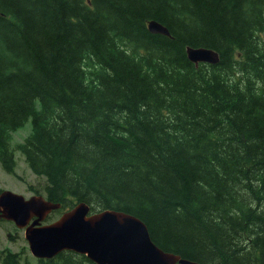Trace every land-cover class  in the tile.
Returning <instances> with one entry per match:
<instances>
[{"label": "trees", "instance_id": "16d2710c", "mask_svg": "<svg viewBox=\"0 0 264 264\" xmlns=\"http://www.w3.org/2000/svg\"><path fill=\"white\" fill-rule=\"evenodd\" d=\"M188 47L220 62L197 66ZM29 120L18 149L64 210L130 214L199 264H264V0H0L7 173Z\"/></svg>", "mask_w": 264, "mask_h": 264}, {"label": "water", "instance_id": "95a60500", "mask_svg": "<svg viewBox=\"0 0 264 264\" xmlns=\"http://www.w3.org/2000/svg\"><path fill=\"white\" fill-rule=\"evenodd\" d=\"M149 31L171 37L164 25L151 21ZM189 60L216 65L217 52L207 48L187 49ZM61 208L43 196L25 199L10 191L0 194V220L25 229L31 253L40 260L54 259L66 251L87 256L95 264H199L164 252L152 240L148 226L139 218L118 211L95 214L86 203L76 205L58 221L43 226L48 216ZM33 221V222H32Z\"/></svg>", "mask_w": 264, "mask_h": 264}, {"label": "rangeland", "instance_id": "374dc122", "mask_svg": "<svg viewBox=\"0 0 264 264\" xmlns=\"http://www.w3.org/2000/svg\"><path fill=\"white\" fill-rule=\"evenodd\" d=\"M32 133V123L29 120L23 128L12 135V148L15 150L17 168L14 175L6 173L0 165V191H10L20 194L27 199L34 196H45L44 192L48 186L44 177L37 176L26 163L23 154L17 149ZM61 215L52 214L44 224L57 221ZM10 249L14 252H22V264H39L29 250L25 239V231L18 229L14 223L4 220L0 221V251Z\"/></svg>", "mask_w": 264, "mask_h": 264}]
</instances>
